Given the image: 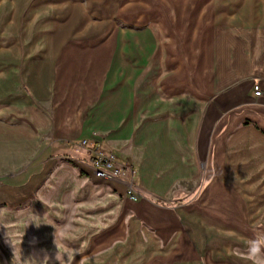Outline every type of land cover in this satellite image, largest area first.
<instances>
[{
    "label": "crops",
    "instance_id": "crops-1",
    "mask_svg": "<svg viewBox=\"0 0 264 264\" xmlns=\"http://www.w3.org/2000/svg\"><path fill=\"white\" fill-rule=\"evenodd\" d=\"M90 3L61 1L39 59L0 69L16 264H264V4ZM94 146L137 201L76 163Z\"/></svg>",
    "mask_w": 264,
    "mask_h": 264
},
{
    "label": "rangeland",
    "instance_id": "rangeland-1",
    "mask_svg": "<svg viewBox=\"0 0 264 264\" xmlns=\"http://www.w3.org/2000/svg\"><path fill=\"white\" fill-rule=\"evenodd\" d=\"M61 1L63 0H0V69H2L3 65H8L11 69L14 67L19 68V66L21 68L23 64L39 59L40 55H38V52L43 48L42 41L45 37V27L47 25L46 16H51L54 10H58V5H60ZM74 1L91 2L90 11H92V15L95 19H102L108 16L110 8L114 11L122 6L126 0ZM132 1L140 2V0ZM202 1L212 5V9L218 13L220 11L229 12L234 10L236 6H245V10L253 9L254 11L256 7L264 4V0ZM60 16L54 14L56 19ZM116 24L120 29H125L126 27L120 20H117ZM153 30L155 31L156 29L153 28ZM11 69L5 71L13 72ZM81 161L77 159L76 163L80 165L79 162ZM50 216L52 215L48 214V217ZM4 222H12V217H5ZM9 239H12V232L5 230L0 224V257L2 264H16Z\"/></svg>",
    "mask_w": 264,
    "mask_h": 264
},
{
    "label": "built area",
    "instance_id": "built-area-1",
    "mask_svg": "<svg viewBox=\"0 0 264 264\" xmlns=\"http://www.w3.org/2000/svg\"><path fill=\"white\" fill-rule=\"evenodd\" d=\"M254 96H263V91L255 85L253 87ZM80 147L85 149L87 141L83 140L79 143ZM87 168L91 176L103 183H116L124 188V193L132 201L139 199L138 194L134 190L132 181V169L130 166L121 165L118 158L113 153H104L98 147H93L89 152L86 160L79 162ZM128 178H123L125 174Z\"/></svg>",
    "mask_w": 264,
    "mask_h": 264
}]
</instances>
